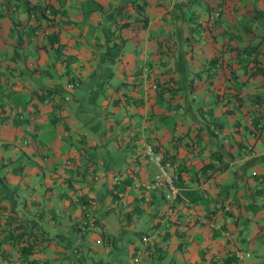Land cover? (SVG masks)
I'll use <instances>...</instances> for the list:
<instances>
[{"label":"crops","instance_id":"obj_1","mask_svg":"<svg viewBox=\"0 0 264 264\" xmlns=\"http://www.w3.org/2000/svg\"><path fill=\"white\" fill-rule=\"evenodd\" d=\"M31 1L44 16L0 0V264H84L68 232L106 194L115 231L152 219L122 242L132 264L188 242L198 262L264 264V0ZM145 142L178 174L172 201L142 187ZM106 218L95 264H123Z\"/></svg>","mask_w":264,"mask_h":264},{"label":"rangeland","instance_id":"obj_2","mask_svg":"<svg viewBox=\"0 0 264 264\" xmlns=\"http://www.w3.org/2000/svg\"><path fill=\"white\" fill-rule=\"evenodd\" d=\"M32 4V3H31ZM107 20V18H105ZM261 41V40H260ZM259 41V42H260ZM256 45H259V43H257ZM112 135L111 136H106L105 141L106 142V146L109 149V146H111L112 144ZM103 144H98V148H103ZM88 146L86 145V152L89 154H94V152L87 150ZM151 164V163H149ZM152 165V164H151ZM151 167V166H150ZM99 190L101 191V193H105L102 184H99ZM13 197H15L13 195V192L11 190H3V195L0 196V202H8L10 201V203H13L15 205V201L13 200ZM18 200V199H17ZM111 197L109 194H106V199L103 201L106 205H109L110 208V212L107 213H103V210L101 207H99L100 209L96 210V212L94 213V217L96 218V224L94 226V228L91 230L90 226H88V228L84 229L81 225H80V231H78L77 227L75 226L74 229L69 230V234L71 237L76 239L75 243H78L77 241H80L81 239H85V244L90 246L89 249H87L86 251H84L83 253V261L84 264H95V261L97 259L100 258V254L98 253V251L93 250L94 248H97V250H101L104 251L103 243L101 240H99V233L101 232V224L102 219L101 216H105L106 218V224H108L109 229H108V235L110 236V238L113 237L114 235V245H115V250L113 252V254L109 253L108 254V259H110L112 257L113 260L116 261H120L123 264H132L131 262V258L128 256V250L127 247L125 248L122 244V242H127L128 239H134V238H138V232L139 231H146L147 233H151V222L152 219L151 218H147L144 214L141 215V218L143 219L141 223L139 224H133V226L129 223H127V225L123 228L122 231L120 230H114V227L112 226V224L115 225L114 222H116L117 219H119V209L118 206L119 205H115L111 203ZM194 200L196 203H198V200L195 199ZM99 205V203H98ZM89 212L91 213V209L89 210ZM196 218V217H195ZM146 219V220H144ZM99 223V224H98ZM165 223H168V221H165L162 224L165 225ZM38 231H40V229H38ZM43 232V231H42ZM113 234V235H112ZM94 241H96L97 243L95 244ZM192 244V242H188V245L185 247H181L178 249L174 248H169L167 249V253L165 254V252L163 250L160 249L159 252H156L153 256V258H149L146 256L141 257L142 259L140 260H145V261H141V264H183L186 262V264H188L187 262L191 261L194 262L195 264H207L206 262H201L198 260H193L192 257H190L189 255V251L192 249V247H190V245ZM123 246V250H118L119 246ZM73 247H78V252L80 254L81 250H83L82 245L80 244H76ZM73 247H71L69 244H67V248L68 251H72ZM161 254L162 256L160 257V259L158 258V254ZM138 261V260H137ZM137 263V262H136Z\"/></svg>","mask_w":264,"mask_h":264},{"label":"built area","instance_id":"obj_3","mask_svg":"<svg viewBox=\"0 0 264 264\" xmlns=\"http://www.w3.org/2000/svg\"><path fill=\"white\" fill-rule=\"evenodd\" d=\"M219 9L213 10L214 16H219ZM34 35L38 34L37 29L32 30ZM143 153L145 158L153 166V172L149 180L144 181L142 186L145 190H153L157 188L163 189V197L166 201H172L176 198V182L178 180L177 173L166 162L162 161L161 155L155 152L150 142L143 144Z\"/></svg>","mask_w":264,"mask_h":264},{"label":"trees","instance_id":"obj_4","mask_svg":"<svg viewBox=\"0 0 264 264\" xmlns=\"http://www.w3.org/2000/svg\"><path fill=\"white\" fill-rule=\"evenodd\" d=\"M23 2H24V4H25V6L29 9V11H32V14L34 15L35 14V12H37L38 13V15H42V16H44V13H43V11H41V8H39L38 6H35V9H34V6L32 5V4H30V2H32L31 0H22ZM221 2L220 1H217V4L215 5V7L216 8H218L219 10V13H220V4ZM49 10L52 12V10H53V8H51L50 9V7H49ZM220 15V14H219ZM34 29V28H33ZM36 29V28H35ZM257 47V45L256 44H254V45H251V46H248V47H244L243 48V50H246V49H251V50H253V49H255ZM256 69V68H255ZM253 71H256V70H253ZM151 143V142H150ZM152 144V146H153V148H154V150H155V152H158L160 155H161V152H160V148L158 147V145L156 144V143H151ZM142 151H143V149H142ZM143 155H144V153H143ZM144 157H145V155H144ZM161 158H162V155H161ZM145 160H147L146 158H145ZM162 161L163 162H166L167 164H169V166L171 167V165H170V163L168 162V161H165L163 158H162ZM211 166V168L212 169H214V168H216L214 165H210ZM172 168V167H171ZM174 170V169H173ZM177 173V172H176ZM177 178H178V174H177ZM264 185V184H263ZM143 187V186H142ZM144 189V188H143ZM145 190V189H144ZM28 222L32 225V226H35V224H37V222H35V220H33V219H29L28 220ZM38 229H40V231L42 232L43 230L41 229V228H37V230ZM44 232V231H43ZM31 248H32V246H26L23 250H26V251H29V250H31Z\"/></svg>","mask_w":264,"mask_h":264}]
</instances>
